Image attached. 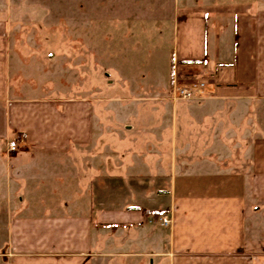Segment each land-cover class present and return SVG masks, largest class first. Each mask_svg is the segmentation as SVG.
Segmentation results:
<instances>
[{
    "label": "crops",
    "instance_id": "1",
    "mask_svg": "<svg viewBox=\"0 0 264 264\" xmlns=\"http://www.w3.org/2000/svg\"><path fill=\"white\" fill-rule=\"evenodd\" d=\"M17 3L0 0V264H264L263 4L178 0L169 69L99 96L19 51ZM174 80L206 92L173 100Z\"/></svg>",
    "mask_w": 264,
    "mask_h": 264
},
{
    "label": "rangeland",
    "instance_id": "2",
    "mask_svg": "<svg viewBox=\"0 0 264 264\" xmlns=\"http://www.w3.org/2000/svg\"><path fill=\"white\" fill-rule=\"evenodd\" d=\"M13 1L22 3L15 6L17 19L13 22L18 30L17 44L33 46L31 51L43 58L49 55V84L61 85L66 95L77 87L81 95L89 89L104 95L115 76L123 77L128 88L136 85L145 70L155 74L158 69L162 73L169 69L172 15L178 0H142V5L135 0H123V4L105 0ZM256 1L264 6V0ZM141 14L146 19L145 29L132 25L136 20L126 19ZM157 18L160 21L151 20ZM197 98L201 97L193 99ZM165 104L168 110L169 102Z\"/></svg>",
    "mask_w": 264,
    "mask_h": 264
},
{
    "label": "built area",
    "instance_id": "3",
    "mask_svg": "<svg viewBox=\"0 0 264 264\" xmlns=\"http://www.w3.org/2000/svg\"><path fill=\"white\" fill-rule=\"evenodd\" d=\"M205 92L206 82L204 80H195L187 84L174 80L169 88V97L173 100H189L196 97H202ZM19 141V139L8 141L7 150L9 152H15ZM159 224L163 227H167L170 224V218L167 214H164L159 218Z\"/></svg>",
    "mask_w": 264,
    "mask_h": 264
},
{
    "label": "trees",
    "instance_id": "4",
    "mask_svg": "<svg viewBox=\"0 0 264 264\" xmlns=\"http://www.w3.org/2000/svg\"><path fill=\"white\" fill-rule=\"evenodd\" d=\"M155 213V212H154Z\"/></svg>",
    "mask_w": 264,
    "mask_h": 264
}]
</instances>
